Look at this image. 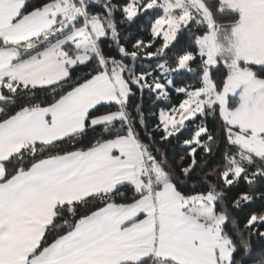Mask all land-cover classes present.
Returning <instances> with one entry per match:
<instances>
[{
  "label": "snow or ice",
  "instance_id": "1",
  "mask_svg": "<svg viewBox=\"0 0 264 264\" xmlns=\"http://www.w3.org/2000/svg\"><path fill=\"white\" fill-rule=\"evenodd\" d=\"M0 264H264V0H0Z\"/></svg>",
  "mask_w": 264,
  "mask_h": 264
}]
</instances>
